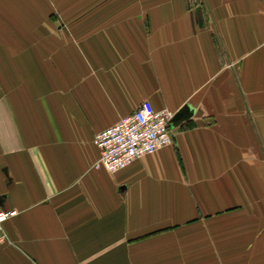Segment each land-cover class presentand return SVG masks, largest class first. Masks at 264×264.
<instances>
[{
	"label": "crops",
	"instance_id": "0c3cea01",
	"mask_svg": "<svg viewBox=\"0 0 264 264\" xmlns=\"http://www.w3.org/2000/svg\"><path fill=\"white\" fill-rule=\"evenodd\" d=\"M173 142L109 172L141 104ZM0 264H264V0H0Z\"/></svg>",
	"mask_w": 264,
	"mask_h": 264
},
{
	"label": "built area",
	"instance_id": "2783aa9c",
	"mask_svg": "<svg viewBox=\"0 0 264 264\" xmlns=\"http://www.w3.org/2000/svg\"><path fill=\"white\" fill-rule=\"evenodd\" d=\"M174 115L168 107L154 109L148 103L141 104L96 133L94 143L100 148V156L94 165L115 172L137 157L171 144ZM17 213L16 208H0V239L4 236V221Z\"/></svg>",
	"mask_w": 264,
	"mask_h": 264
},
{
	"label": "water",
	"instance_id": "95a60500",
	"mask_svg": "<svg viewBox=\"0 0 264 264\" xmlns=\"http://www.w3.org/2000/svg\"><path fill=\"white\" fill-rule=\"evenodd\" d=\"M179 116H181V112H177V113L174 115V117H173V119H172V122H173L175 119H177Z\"/></svg>",
	"mask_w": 264,
	"mask_h": 264
},
{
	"label": "snow or ice",
	"instance_id": "6c2138e0",
	"mask_svg": "<svg viewBox=\"0 0 264 264\" xmlns=\"http://www.w3.org/2000/svg\"><path fill=\"white\" fill-rule=\"evenodd\" d=\"M0 218H2V217H0Z\"/></svg>",
	"mask_w": 264,
	"mask_h": 264
}]
</instances>
